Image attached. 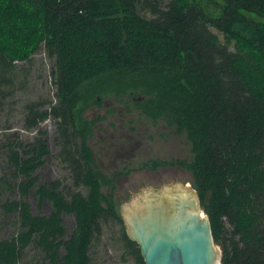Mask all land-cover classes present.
<instances>
[{
    "label": "trees",
    "instance_id": "trees-1",
    "mask_svg": "<svg viewBox=\"0 0 264 264\" xmlns=\"http://www.w3.org/2000/svg\"><path fill=\"white\" fill-rule=\"evenodd\" d=\"M161 2L0 0V104L14 61L42 45L52 59L53 97L27 100L22 126L54 118V155L70 182H38L34 169L49 153L43 130L25 143L4 138L19 195L0 201V211L15 213L13 231L0 234V264H94L91 250L108 223L118 225L133 264H144L100 189L110 180L89 145L95 120L84 112L107 95L131 97L152 123L183 133L188 159L144 165L188 170L219 264H264V0ZM28 195L39 206L47 200V213H33ZM63 212L73 214L69 231Z\"/></svg>",
    "mask_w": 264,
    "mask_h": 264
},
{
    "label": "rangeland",
    "instance_id": "rangeland-1",
    "mask_svg": "<svg viewBox=\"0 0 264 264\" xmlns=\"http://www.w3.org/2000/svg\"><path fill=\"white\" fill-rule=\"evenodd\" d=\"M166 1L162 0L161 4ZM207 8L213 14L216 12L210 3ZM208 27L221 40L224 39L223 34L214 26ZM14 63L16 70L9 87L10 93L0 104V201L19 195L15 186L18 178L8 173L6 151L1 142L4 138L12 139L16 136L21 143H25L36 135L37 129L43 130L38 137L46 142L49 149V153L43 157V163L34 169L38 182L47 183L58 178L61 187L70 185L66 169L54 155L57 150L54 118L47 116L36 127L28 130L22 126L23 104L27 100L53 97L54 85L49 73L52 59L46 55L43 46L39 45L27 60H15ZM131 102V97L128 96L114 99L113 95H107L101 98L99 105H93L84 112L86 117H93L95 120L89 137L95 162L110 180L109 184L102 185L100 189L109 195L117 211L119 202L127 197L128 192L143 185L159 186L171 181L190 180L188 170L177 168L176 165L152 168L144 165L152 159H188L190 151L183 133H174L161 122L152 123ZM118 144H123L124 147H114ZM128 145L132 148L129 149ZM77 188L84 190L81 185ZM62 193L65 195L66 191L63 190ZM26 200L33 213H47L49 206L46 201L39 206L31 195L26 196ZM14 216V212L0 211L1 236L7 237L13 231L11 221ZM61 217L64 227L69 231L73 225V214L63 212ZM117 228L116 223H108L102 227L99 240L91 250L94 264H133L131 255L121 248ZM214 246L218 249L215 244Z\"/></svg>",
    "mask_w": 264,
    "mask_h": 264
},
{
    "label": "water",
    "instance_id": "water-1",
    "mask_svg": "<svg viewBox=\"0 0 264 264\" xmlns=\"http://www.w3.org/2000/svg\"><path fill=\"white\" fill-rule=\"evenodd\" d=\"M118 213L144 264H219L207 216L188 181L129 191Z\"/></svg>",
    "mask_w": 264,
    "mask_h": 264
},
{
    "label": "flooded vegetation",
    "instance_id": "flooded-vegetation-1",
    "mask_svg": "<svg viewBox=\"0 0 264 264\" xmlns=\"http://www.w3.org/2000/svg\"><path fill=\"white\" fill-rule=\"evenodd\" d=\"M131 145V144H130ZM130 145H128V148L129 149H131L132 147L130 146ZM137 145V143L135 144V146ZM114 147H119V148H123L124 147V145L123 144H118L117 146H114ZM131 153V152H130ZM177 168H180L179 166H176ZM44 201H46L47 202V204H48V206H49V203H48V201L47 200H44Z\"/></svg>",
    "mask_w": 264,
    "mask_h": 264
}]
</instances>
